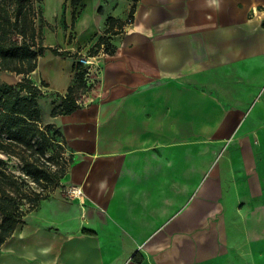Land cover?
<instances>
[{
  "label": "crops",
  "instance_id": "crops-1",
  "mask_svg": "<svg viewBox=\"0 0 264 264\" xmlns=\"http://www.w3.org/2000/svg\"><path fill=\"white\" fill-rule=\"evenodd\" d=\"M131 8L79 108L52 116L75 55ZM65 17L36 27L44 49L21 78L71 163L0 264H264V0H83Z\"/></svg>",
  "mask_w": 264,
  "mask_h": 264
},
{
  "label": "trees",
  "instance_id": "trees-1",
  "mask_svg": "<svg viewBox=\"0 0 264 264\" xmlns=\"http://www.w3.org/2000/svg\"><path fill=\"white\" fill-rule=\"evenodd\" d=\"M82 1L70 0V5L76 7ZM133 11L131 8L124 22L108 18L104 35L98 38L89 52L94 54L104 46L106 52L112 53L106 35L115 33L114 26L119 25L120 29L122 25L131 23ZM38 14L34 11L33 0H0V71L27 76L35 70L39 52L44 49L40 32L35 26ZM50 51L61 56L69 54L56 49ZM84 75L82 66L76 64L73 84L61 104L53 108L52 116L67 115L79 108L77 94L86 89ZM41 96V91L25 78L15 85L0 84V247L23 218L49 197L48 192L61 185L67 166L71 163L69 157L62 158L64 140L61 133L53 125L41 122L38 105ZM10 157L17 158L23 164L25 175L41 187V191L22 189L24 182H19L7 168ZM41 158L43 163L40 162ZM25 203L29 206L26 209L23 208Z\"/></svg>",
  "mask_w": 264,
  "mask_h": 264
},
{
  "label": "rangeland",
  "instance_id": "rangeland-1",
  "mask_svg": "<svg viewBox=\"0 0 264 264\" xmlns=\"http://www.w3.org/2000/svg\"><path fill=\"white\" fill-rule=\"evenodd\" d=\"M46 2H47V0H33L34 11L39 12L38 16L35 19V26L41 32H44V33L51 32L53 34H56L59 31H61L65 25L66 12L69 13L72 9V7L70 5V0H58L57 6L55 5V10L50 16H47V14L44 12ZM74 11L76 12V9H74ZM68 21L70 24V20H68ZM116 28L119 29V25H117ZM15 39L20 41L19 38H15ZM70 39H71V37H70ZM21 77H22V75H16L15 73H12V72L0 71V84L1 83H7L10 85H15L18 82L22 81ZM83 92L84 91L78 92V94H77L78 98L81 96V94H83ZM33 148L35 149V144H34ZM26 155H29V153H26ZM3 158L6 159L5 157H3ZM62 158H68L65 151L62 155ZM43 161H44L43 158H41L40 162L43 163ZM59 162L61 163V160ZM7 168L13 175H15L16 179L19 182H21V181L24 182L22 189H28L29 188L35 192L41 191V187H39L38 185L33 183L31 181V179L25 175L23 164L17 158L10 157L7 160ZM59 188H60V186L56 187L54 190L48 192V195L50 196L51 194H53L54 191L58 190ZM62 194H63V191H62ZM28 207H29L28 204L25 203V206L23 208L26 209Z\"/></svg>",
  "mask_w": 264,
  "mask_h": 264
},
{
  "label": "built area",
  "instance_id": "built-area-1",
  "mask_svg": "<svg viewBox=\"0 0 264 264\" xmlns=\"http://www.w3.org/2000/svg\"><path fill=\"white\" fill-rule=\"evenodd\" d=\"M100 50L108 54V52L105 51L104 46H101ZM76 60H77V64L81 65L85 72V75H84L85 82H86V79L90 78V71H98L99 69L97 56L94 54H91L88 51L86 53H77ZM63 194L66 197L73 199V198L80 197L82 193L80 189H77L75 187H68L63 190Z\"/></svg>",
  "mask_w": 264,
  "mask_h": 264
}]
</instances>
